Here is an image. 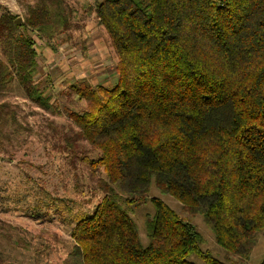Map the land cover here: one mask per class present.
<instances>
[{"label":"trees","instance_id":"1","mask_svg":"<svg viewBox=\"0 0 264 264\" xmlns=\"http://www.w3.org/2000/svg\"><path fill=\"white\" fill-rule=\"evenodd\" d=\"M83 8L110 39L117 82H82L84 107L68 112L61 148L75 154L86 143L97 153L82 160L103 198L74 222L62 264H194L192 255L229 264L202 250L196 227L156 197L142 246L120 195L139 206L152 184L202 215L219 247L248 259L264 229V0H102ZM24 12L21 25L6 9L0 16L1 139L20 126L8 101L14 89L58 113L33 79L34 36L49 42L68 32L73 10L67 0H33ZM10 230L0 221V237L10 239Z\"/></svg>","mask_w":264,"mask_h":264},{"label":"rangeland","instance_id":"2","mask_svg":"<svg viewBox=\"0 0 264 264\" xmlns=\"http://www.w3.org/2000/svg\"><path fill=\"white\" fill-rule=\"evenodd\" d=\"M32 1L0 0V16L6 9L23 23L26 3ZM67 1L73 10L71 29L49 42L34 36L37 65L33 79L58 113L37 108L17 89L8 100L20 126L7 128L8 138H0V221L14 229L10 239L0 237V257L7 264H62L71 252L74 222L91 214L103 198L97 179L82 160L96 158L97 153L86 143L78 145L75 154L61 146L72 125L68 112L84 107L78 87L82 82L93 88L113 86L117 57L95 15L83 8L87 2L102 0ZM96 174L104 177L100 171ZM151 197L161 199L194 225L203 238L202 250L214 258L229 264H261L264 260V229L256 234L248 259L232 255L216 244L202 215L184 212L180 202L162 194L154 184L139 206L128 205L126 196L120 195V203L138 227L142 246L148 244L146 222L155 212ZM189 260L205 264L195 255Z\"/></svg>","mask_w":264,"mask_h":264},{"label":"water","instance_id":"3","mask_svg":"<svg viewBox=\"0 0 264 264\" xmlns=\"http://www.w3.org/2000/svg\"><path fill=\"white\" fill-rule=\"evenodd\" d=\"M16 23L18 24V25H21V23H22V19H18L17 21H16Z\"/></svg>","mask_w":264,"mask_h":264}]
</instances>
